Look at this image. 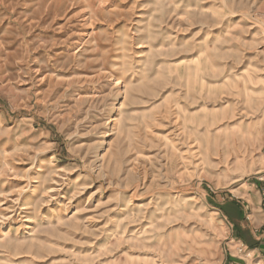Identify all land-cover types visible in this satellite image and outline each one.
<instances>
[{
  "label": "rangeland",
  "instance_id": "374dc122",
  "mask_svg": "<svg viewBox=\"0 0 264 264\" xmlns=\"http://www.w3.org/2000/svg\"><path fill=\"white\" fill-rule=\"evenodd\" d=\"M260 182L264 0H0V264H225Z\"/></svg>",
  "mask_w": 264,
  "mask_h": 264
},
{
  "label": "crops",
  "instance_id": "0c3cea01",
  "mask_svg": "<svg viewBox=\"0 0 264 264\" xmlns=\"http://www.w3.org/2000/svg\"><path fill=\"white\" fill-rule=\"evenodd\" d=\"M258 188L251 186L239 198L227 199L220 204V209L231 223L233 248L226 256L225 264H251L237 254V249L243 246L250 255L264 256V211L261 205V195ZM258 189V190H257Z\"/></svg>",
  "mask_w": 264,
  "mask_h": 264
},
{
  "label": "built area",
  "instance_id": "2783aa9c",
  "mask_svg": "<svg viewBox=\"0 0 264 264\" xmlns=\"http://www.w3.org/2000/svg\"><path fill=\"white\" fill-rule=\"evenodd\" d=\"M259 191L261 195V205L262 210L264 211V182L259 183ZM264 228V224H263ZM237 254L243 258L244 261L249 260L251 264H264V256H253L250 255L243 246H240L237 249Z\"/></svg>",
  "mask_w": 264,
  "mask_h": 264
}]
</instances>
